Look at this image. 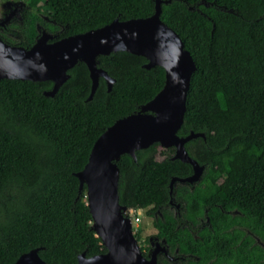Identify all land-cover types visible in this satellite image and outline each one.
Listing matches in <instances>:
<instances>
[{
    "label": "trees",
    "instance_id": "1",
    "mask_svg": "<svg viewBox=\"0 0 264 264\" xmlns=\"http://www.w3.org/2000/svg\"><path fill=\"white\" fill-rule=\"evenodd\" d=\"M19 1L22 19L0 27V38L24 49L42 30L58 40L155 13V0ZM162 1L161 20L197 65L178 135H204L185 145L204 172L200 182L171 188L174 178L194 173L174 159L175 148L166 153L155 143L137 151V160L125 154L117 162L120 204L161 214L156 239L172 259L159 254L158 264H264V247L239 229L264 242V0ZM97 61L115 83L109 91L100 78L92 100L84 62L54 97L45 95L52 81L0 80V264L38 248L46 264L107 252L77 174L109 127L163 90L166 72L146 69L145 57L125 51ZM134 236L141 240L140 232ZM140 250L148 258L152 248Z\"/></svg>",
    "mask_w": 264,
    "mask_h": 264
},
{
    "label": "water",
    "instance_id": "2",
    "mask_svg": "<svg viewBox=\"0 0 264 264\" xmlns=\"http://www.w3.org/2000/svg\"><path fill=\"white\" fill-rule=\"evenodd\" d=\"M162 4V0H155V13L148 18L116 19L101 28L58 40L43 31L30 49L12 46L0 38V80L52 81L54 87L45 92L46 96L57 94L70 78L69 70L78 62H84L90 71L92 92L89 100L93 99L100 78L106 80L111 91L115 80L98 67L97 59L114 52L143 56L148 60L146 69L161 66L166 72L163 90L138 113L109 127L94 144L84 170L77 174L80 188L87 187L93 229L107 250L92 257L83 253L79 255L78 264H158L159 254L167 253V248L160 244L148 258L140 250L131 220L126 216L127 208L120 204L117 162L123 155L137 160V151L155 143L167 149L175 148L174 159L192 165L194 173L186 179L174 178L171 188L176 181L200 182L204 172V167L190 157L185 147L192 139L204 135H178L197 65L179 34L161 20ZM14 14L1 21L0 26H5ZM39 251V248L31 250L13 264H46Z\"/></svg>",
    "mask_w": 264,
    "mask_h": 264
},
{
    "label": "rangeland",
    "instance_id": "3",
    "mask_svg": "<svg viewBox=\"0 0 264 264\" xmlns=\"http://www.w3.org/2000/svg\"><path fill=\"white\" fill-rule=\"evenodd\" d=\"M25 6H26L25 2L19 1V0H0V22L4 21L12 13H15L12 19L20 20L19 18L21 15V10L25 8ZM48 11H51V10H48ZM48 11L47 12L42 11L40 15L44 20L51 23L52 20L49 17L50 15L48 14ZM159 149L168 153L167 150L169 148L167 149V148L159 146ZM86 202H87V199H86ZM177 208H180V205H177ZM148 210L149 209H138V210H134L133 213L126 211V216L129 217V219L131 220L134 235L137 234V232H140L141 240L138 242V245L140 249L142 248L144 251L146 250L147 246H150L153 251L157 244H160V246H164L167 248V246L163 245V242H160L156 239L158 230L155 226V223L157 222V218H159L161 214L157 213L155 217H151L147 213ZM171 211L174 214L176 213L174 209H171ZM233 214L240 215L238 211L233 212ZM137 218H138V221H137ZM202 223L204 224V222ZM239 229L245 232V234L251 236L258 245L264 247V242L262 241L260 237L253 234L250 230L246 228H239ZM146 239L149 240L148 244L145 243ZM152 251H150V254ZM160 254H164L170 260L172 259V256L170 255L168 248H167V253H160Z\"/></svg>",
    "mask_w": 264,
    "mask_h": 264
},
{
    "label": "flooded vegetation",
    "instance_id": "4",
    "mask_svg": "<svg viewBox=\"0 0 264 264\" xmlns=\"http://www.w3.org/2000/svg\"><path fill=\"white\" fill-rule=\"evenodd\" d=\"M25 7H26V6H25ZM23 10H24V8L21 10V15H20V18H19L20 20L22 19V12H23ZM12 20H14V19H11L8 23H10ZM8 23H7V24H8ZM7 24H6V25H7ZM6 25H5V26H6ZM0 27H4V26H0ZM43 31H46V30H42V31H41V34H42Z\"/></svg>",
    "mask_w": 264,
    "mask_h": 264
},
{
    "label": "built area",
    "instance_id": "5",
    "mask_svg": "<svg viewBox=\"0 0 264 264\" xmlns=\"http://www.w3.org/2000/svg\"><path fill=\"white\" fill-rule=\"evenodd\" d=\"M127 211H128V212H131V213H133V212H134V210H133V209H131V210H128V209H127ZM137 221H138V218H137Z\"/></svg>",
    "mask_w": 264,
    "mask_h": 264
}]
</instances>
